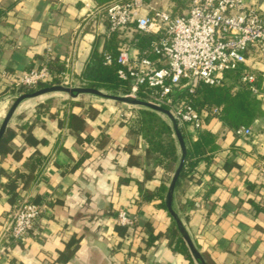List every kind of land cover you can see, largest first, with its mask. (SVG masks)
<instances>
[{"label":"crops","instance_id":"crops-1","mask_svg":"<svg viewBox=\"0 0 264 264\" xmlns=\"http://www.w3.org/2000/svg\"><path fill=\"white\" fill-rule=\"evenodd\" d=\"M246 1L264 12V0ZM149 2L173 8V0ZM104 14L94 0H0V91L52 61L63 67L61 75L69 82L79 84L93 50L103 48ZM244 66L260 79V113L248 126L253 136L238 137L217 119H206L202 131L213 136L212 156L200 160L173 192V210L212 264H264V188L257 184V172L264 168V52L251 51ZM103 99L50 93L17 106L6 127L14 136L0 155V170L26 175L20 194L46 200L47 208L36 231L11 244L0 264H197L169 245L173 219L160 200L141 201L142 191L161 187L164 201L180 158L177 140L179 158L171 170L147 154L146 140L121 121L122 108ZM42 103L45 114L37 112ZM5 110L0 102V117ZM69 113L81 116L82 131L69 128ZM186 132L197 139L190 128ZM78 136L89 141L81 143ZM6 182L1 174L0 230L14 202L3 189ZM120 210L135 219L134 228L123 233L115 230ZM150 234L157 238L147 245ZM71 238L77 243L69 260L60 263Z\"/></svg>","mask_w":264,"mask_h":264},{"label":"built area","instance_id":"built-area-1","mask_svg":"<svg viewBox=\"0 0 264 264\" xmlns=\"http://www.w3.org/2000/svg\"><path fill=\"white\" fill-rule=\"evenodd\" d=\"M184 3L179 14L171 8H157L149 0H114L105 7L106 36L118 32L131 39L132 33L156 35L150 51L155 60L132 55L134 48L124 43L115 59L117 76L129 84V95L138 98L140 86L152 90L146 102L166 107L178 126L188 125L191 131L202 130L208 110L202 112L190 103L177 100V92L187 89L192 93L200 84L220 85L224 72L246 64L251 51L264 52V12L246 0H177ZM105 64L112 58L104 56ZM156 62L162 65L157 66ZM61 78L68 82L64 75ZM52 75L46 65L25 72L13 86L26 91L37 84H49ZM241 81L252 84L255 75L244 70ZM253 93L257 89L251 87ZM125 105V104H124ZM120 112V119L129 123L136 112ZM122 110V109H121ZM210 113V112H209ZM217 109L211 110L212 115ZM238 137L253 136L249 127H237ZM264 172V168L259 169ZM47 208L46 200L34 203L20 193L14 198L11 211L0 230V255L13 243L24 240L41 224ZM117 223L134 228L135 219L124 210L116 214Z\"/></svg>","mask_w":264,"mask_h":264},{"label":"trees","instance_id":"trees-1","mask_svg":"<svg viewBox=\"0 0 264 264\" xmlns=\"http://www.w3.org/2000/svg\"><path fill=\"white\" fill-rule=\"evenodd\" d=\"M100 6L104 8L114 0H94ZM184 7V3L173 0V13H177V10H181ZM180 12V11H179ZM157 39L156 35H145L141 33H132L131 39L121 36L118 32L111 33L106 36L103 43V48L99 52L96 48L93 50L85 68L79 76V85L97 89L109 93V95H125L129 93V84L127 81H122L117 76L118 65L115 62V57L118 52V48L124 44L129 43L138 51L139 56H145L149 59L155 60L156 57L150 51L151 44ZM109 55L112 61L109 64H105L104 56ZM160 67L162 64L156 62ZM51 75L52 80L49 83L52 85H65L71 86L73 82L63 83L61 73L64 69L61 65H58L55 61L46 64ZM244 70L246 67L241 65L235 70H229L224 72L223 81L220 85L209 86L206 84H200L194 87L192 93H189L187 89H182L177 92L178 103L184 100L190 103L195 109L202 112L204 109L211 113V110L216 108L217 113L215 115L207 113V121L210 118L217 119L222 127L227 130H234L237 127H248L254 121V119L260 113V103L257 100V93L259 91L260 79L255 77V81L252 84H247L241 81ZM45 84H37L34 88L28 89L25 93H31L35 90L44 88ZM251 87L257 89V93L251 91ZM6 92L10 94L20 95L23 93L21 88H14L13 86H5L0 91V95ZM152 92L146 86H140L138 89V99L146 102L149 94ZM113 101V100H111ZM115 102V101H114ZM47 105L45 103L37 105V112L39 114H45L47 111ZM140 107V106H139ZM162 109L166 110V107L162 106ZM163 114L156 112L152 109L142 107L136 112V118L131 120L128 124V128L134 134L141 135L148 143L147 154L154 156L160 162L165 163L164 166L173 170L178 162V147L172 125L165 118ZM68 125L75 133L84 129V121L80 115L69 113ZM185 144V158L183 166L179 173L178 180L175 187L178 186L182 179L191 178V172L200 160H208L213 153V136L208 131H192V134L197 138L195 141L187 134L186 130L188 125L178 126ZM14 136V132L10 128H6L2 138L0 139V155H4L10 149L11 139ZM28 138V137H27ZM79 142H87L89 138L86 137L83 140L78 136ZM40 161L36 159L35 162ZM229 165H225L226 169H229ZM7 177V182L3 185V189L7 190L9 199H14L20 193L21 189H24L28 182V177L22 173L9 174L0 170V175ZM258 186L264 188V172L258 170L257 172ZM249 188L254 184L248 183ZM166 188L161 187L155 192L142 191L141 201H150L152 199L160 200V207L165 210L163 195ZM38 203L40 201H34ZM256 211L261 210L256 205H253ZM127 226L116 223L115 230L123 233L127 230ZM147 228H149L147 226ZM150 231V230H149ZM156 235H149L146 240V244L150 245L155 239ZM167 238L169 245H173V248L182 253L188 260L194 261L188 251V248L182 239L179 230L174 222L167 231ZM77 243L75 238H71L67 244L66 251L61 253L57 258L60 263H66L72 251L70 247ZM203 260L206 264H212L211 260L203 255ZM196 262V261H195ZM197 263V262H196ZM198 264V263H197Z\"/></svg>","mask_w":264,"mask_h":264},{"label":"water","instance_id":"water-1","mask_svg":"<svg viewBox=\"0 0 264 264\" xmlns=\"http://www.w3.org/2000/svg\"><path fill=\"white\" fill-rule=\"evenodd\" d=\"M50 93H62L66 94L70 97H75L80 94H90L93 96H97L104 99L113 100L118 103H122L129 106H140L152 109L156 112H159L163 115H165L171 122L172 129L174 131V135L176 137V140L178 142V146L180 149V158L179 162L173 172L172 178L170 180L169 186L167 188L166 194L164 196V204L165 208L168 212V214L171 216V218L174 220L179 233L184 240L188 251L194 261H196L198 264H206L203 260V257L201 253L198 251V249L195 247L193 242L191 241L190 237L188 236L187 232L185 231V228L183 227L182 223L180 222L176 212L172 208V200H173V192L176 185V182L179 177V173L181 171V168L183 166L184 158H185V144L182 138V135L179 131L178 125L174 118L172 117L171 113L168 110L162 109L161 107L155 106L153 104H150L148 102L140 101L138 98L129 96V95H109L106 94L100 90L87 88V87H69V86H63V85H52V86H46L44 88L35 90L31 93H25L17 96L14 101L12 102L11 106L8 108L7 112L5 113L1 123H0V139L2 138L6 127L9 123V120L11 119L14 111L16 110L17 106L26 99L39 97L45 94Z\"/></svg>","mask_w":264,"mask_h":264},{"label":"rangeland","instance_id":"rangeland-1","mask_svg":"<svg viewBox=\"0 0 264 264\" xmlns=\"http://www.w3.org/2000/svg\"><path fill=\"white\" fill-rule=\"evenodd\" d=\"M148 1V0H147ZM160 8H162V7H160ZM182 10V9H181ZM181 10H177L178 12H177V14H179L180 12H181ZM180 11V12H179ZM63 83H66V81H64L63 80ZM62 85V84H61ZM46 86H50L49 84H46ZM45 86V87H46ZM63 86H65V85H63ZM14 88H18V87H20V86H13ZM69 87H84V86H81V85H79V84H73V85H71V86H69ZM21 88V91L23 92V93H21V94H25V92H26V90L25 89H23L22 87H20ZM104 92V91H103ZM104 93H106V92H104ZM20 94V95H21ZM51 94H60V95H62V96H66V94H62V93H51ZM106 94H109V93H106ZM17 96H19V95H17ZM16 95H14V94H10V92H6V93H4V94H1L0 95V102L2 103V104H5L6 105V110H5V113L7 112V110H8V108L11 106V104H12V102L14 101V99L17 97ZM103 100H105V99H103ZM106 100H109V99H106ZM110 102H112V104L114 103V104H116V105H118V106H120L121 108H122V111H128L129 109H126V107H125V105L124 104H122V103H118V102H114V101H111V100H109ZM140 108H142V107H139V106H132V107H130V111L132 110V113L133 112H137V111H139L140 110ZM3 117H4V113H1V117H0V122L2 121V119H3ZM164 118L167 120V118L164 116ZM168 122H169V120H167Z\"/></svg>","mask_w":264,"mask_h":264}]
</instances>
